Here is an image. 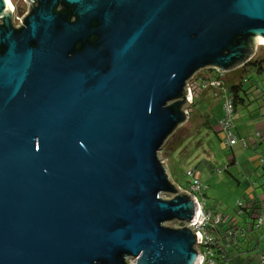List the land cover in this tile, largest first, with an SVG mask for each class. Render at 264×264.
I'll use <instances>...</instances> for the list:
<instances>
[{
  "label": "water",
  "instance_id": "obj_1",
  "mask_svg": "<svg viewBox=\"0 0 264 264\" xmlns=\"http://www.w3.org/2000/svg\"><path fill=\"white\" fill-rule=\"evenodd\" d=\"M27 2L15 27L0 0V264H200L161 153L189 81L254 57L264 0Z\"/></svg>",
  "mask_w": 264,
  "mask_h": 264
},
{
  "label": "rangeland",
  "instance_id": "obj_2",
  "mask_svg": "<svg viewBox=\"0 0 264 264\" xmlns=\"http://www.w3.org/2000/svg\"><path fill=\"white\" fill-rule=\"evenodd\" d=\"M10 2L16 7V15L22 17L27 12L25 0ZM256 53L263 57L264 45H259L255 55ZM248 75L251 80L258 79L261 89L264 90V71L257 73L255 67H250ZM248 104L247 107L240 105L237 112L236 127L239 128L240 135L238 134L239 142L235 146L226 143V134L220 124H213V128L203 125L208 117L219 115L216 109L211 115L204 112L203 117L202 113L194 109L192 116L189 115V119L180 126L182 134L178 140L183 139L182 143L169 155L161 153L176 183L181 186L188 185L192 178L188 175L189 171L196 170V176L201 178L205 187V194L200 195V199L207 207H216L238 220L241 218L238 204L241 201L244 205L248 202V192L264 194V187L260 186L254 176L258 170H261V175L264 171V164L261 162L264 157V108L259 109L257 103ZM190 107L192 104L188 110ZM216 119L217 122L219 118ZM243 140L248 141V146L244 145ZM261 175L258 176L264 177ZM165 197L169 198L170 195ZM167 225L177 224L168 222ZM259 238L263 252H247L251 258L258 260L261 254L264 255V231L260 232Z\"/></svg>",
  "mask_w": 264,
  "mask_h": 264
},
{
  "label": "built area",
  "instance_id": "obj_3",
  "mask_svg": "<svg viewBox=\"0 0 264 264\" xmlns=\"http://www.w3.org/2000/svg\"><path fill=\"white\" fill-rule=\"evenodd\" d=\"M29 12V5L27 12L23 13L22 17L16 15L14 20L16 22H22L24 16ZM258 44L257 49L259 48ZM217 70V69H216ZM219 71V70H218ZM220 72V71H219ZM214 87L217 91L214 92V96H222L223 98V115L218 119L217 124H220L222 131L226 134V143L230 146H235L239 142L238 134L235 129L237 126V110L234 105L233 97L230 95L229 91L223 87V82L217 78L211 80H201L200 78H193L188 83L189 94H190V104L193 103L195 98L199 97L202 92L206 89ZM190 110H188V115ZM259 134V133H258ZM260 135V134H259ZM244 145L248 146V141L243 140ZM262 164H264V157L261 158ZM192 178L189 181V184L186 186H181L178 184L179 188L183 191H186L189 194H192L198 204V215L195 222L192 224L194 232H199L201 241L196 244V248L199 250L202 260L200 264H222L215 256L216 246H220L222 243L224 245H234L237 246L242 252H247L245 248V238L243 234L248 232L247 230L251 229L248 216L244 210L248 208V202L244 205L239 202L240 206V220L236 219L233 216L226 215L221 210L216 207H207V204L200 199V195L204 193V185L201 178L196 176V170L189 171V174ZM248 186L246 185V188ZM249 200L248 201H262L264 203V194L248 192ZM206 200V198L204 199ZM264 206V205H263ZM246 213V214H244ZM257 217V213L255 214ZM256 228L259 230V233L264 231V215H258ZM176 227H184L189 222H175ZM264 261V255L262 256ZM131 264H135V261L130 260Z\"/></svg>",
  "mask_w": 264,
  "mask_h": 264
},
{
  "label": "trees",
  "instance_id": "obj_4",
  "mask_svg": "<svg viewBox=\"0 0 264 264\" xmlns=\"http://www.w3.org/2000/svg\"><path fill=\"white\" fill-rule=\"evenodd\" d=\"M258 50V49H257ZM254 52V48L252 53ZM258 52V51H257ZM255 67L257 73H263L264 71V55L263 57H259V55H256L252 57L247 64L232 70L227 73H221L218 70L211 68L204 70L202 73L198 74L196 77L200 78L201 80L207 81L214 78H217L223 82V87H225L230 95L233 97L234 105L236 107V110L238 111L240 105H245L247 100L251 98V92H253V89L259 88V80L253 79L251 80L248 73L249 68ZM251 82V85H248V83ZM262 92L264 91L261 89ZM217 91L216 88L210 87L206 89L204 92L201 93V95H204L205 93L209 92L216 100H221L223 102L222 96H214V92ZM261 92V94H262ZM200 95V96H201ZM199 96V97H200ZM195 98V100L192 103V107H190V116H192V113L194 109L198 110L200 113H202V117L204 116V111L200 110L199 108V102L198 98ZM263 98V96L261 97ZM212 119L213 117H208L206 119L205 124L210 128H213L212 125ZM181 128L171 137L169 142L164 146L162 153L165 155H169L172 153L174 149H176L183 141V139L178 140L181 138ZM180 135V136H179ZM264 203L262 201H248L247 206L244 211L249 214L248 221L250 224L251 229L247 230L248 232L244 233L243 236L245 237L243 239V242H245V246L243 248L246 249L247 252L252 251H262L261 249V240L259 238V230L256 228L257 219L259 218L258 215H264ZM244 213V214H246ZM258 214L257 217L255 214ZM238 246V245H237ZM237 246L234 245H224L223 243L220 246H216L215 254L216 258L221 261L222 264H255V262H258L259 264H264V261L262 259V254L260 260L253 259L247 252H242Z\"/></svg>",
  "mask_w": 264,
  "mask_h": 264
},
{
  "label": "crops",
  "instance_id": "obj_5",
  "mask_svg": "<svg viewBox=\"0 0 264 264\" xmlns=\"http://www.w3.org/2000/svg\"><path fill=\"white\" fill-rule=\"evenodd\" d=\"M202 72H200V73H202ZM261 92H262V90L259 89V88L253 89V92H251V94H250L251 95V98H249L247 100V102L244 105V107H247V103L250 104V103L253 102V103H257L259 109H263L264 108V91L262 92V94H261ZM262 96H263V98H261ZM198 102H199V108H200V110L204 111L205 113H208V114L211 115L212 113H214L213 110L216 109V112H218V114H219V115H217V117L219 119L223 115V102H222V99L221 100H216L211 95V93L207 92L204 95H201L198 98ZM205 113H203V114H205ZM210 117H213L214 118V120H212V122H211L212 125L213 124H216L217 123L216 122V120H217L216 119L217 118L216 115H212ZM237 127H236L235 131H236L237 134L240 135L239 128L237 129ZM258 175H261V170H258V172L254 174V176H255L257 182L260 184V186H263L264 187V177L260 178V176H258ZM261 176H264V171H263V174Z\"/></svg>",
  "mask_w": 264,
  "mask_h": 264
},
{
  "label": "flooded vegetation",
  "instance_id": "obj_6",
  "mask_svg": "<svg viewBox=\"0 0 264 264\" xmlns=\"http://www.w3.org/2000/svg\"><path fill=\"white\" fill-rule=\"evenodd\" d=\"M25 2H26V4H27V6H28L29 3L27 2V0H25ZM10 5H11V2H10ZM12 5H13V4H12ZM12 5H11V7H12ZM17 6H18V5H17ZM12 9H13V23H14V26H15V27H20V26H21V22H16V21L14 20L16 7H14V5H13ZM59 9H60V8L58 7V10H59ZM72 20H75V18H72ZM22 23H23V21H22Z\"/></svg>",
  "mask_w": 264,
  "mask_h": 264
},
{
  "label": "bare ground",
  "instance_id": "obj_7",
  "mask_svg": "<svg viewBox=\"0 0 264 264\" xmlns=\"http://www.w3.org/2000/svg\"><path fill=\"white\" fill-rule=\"evenodd\" d=\"M8 1V3L10 4V0H7ZM13 6V5H12ZM254 40L256 41V44L258 45V44H262V43H264V40L260 37V36H256L255 38H254Z\"/></svg>",
  "mask_w": 264,
  "mask_h": 264
}]
</instances>
